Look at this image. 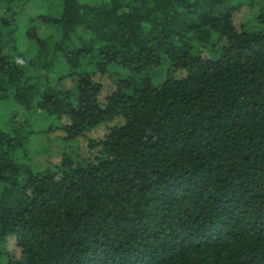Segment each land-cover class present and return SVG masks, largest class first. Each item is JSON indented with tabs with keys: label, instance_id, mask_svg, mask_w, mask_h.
I'll use <instances>...</instances> for the list:
<instances>
[{
	"label": "trees",
	"instance_id": "1",
	"mask_svg": "<svg viewBox=\"0 0 264 264\" xmlns=\"http://www.w3.org/2000/svg\"><path fill=\"white\" fill-rule=\"evenodd\" d=\"M21 1L0 0V264H264V0L252 28L243 0H54L26 23ZM43 124L77 156L27 163Z\"/></svg>",
	"mask_w": 264,
	"mask_h": 264
},
{
	"label": "rangeland",
	"instance_id": "2",
	"mask_svg": "<svg viewBox=\"0 0 264 264\" xmlns=\"http://www.w3.org/2000/svg\"><path fill=\"white\" fill-rule=\"evenodd\" d=\"M95 0H91L93 2ZM243 7L235 13V17L240 19L239 21H249V27H255L257 26L256 23H254L255 15L257 14L258 8L254 7L251 8L248 3V1L243 0ZM246 1V2H245ZM55 3L54 0H37L35 1H21L14 4L16 9L23 8V13H20L19 19L22 23H26V19L30 16H35L40 11L45 12H54L55 11ZM56 33V29L52 27H42L40 29V34L42 37H47L48 35ZM29 45V41L23 37L21 39V48L26 49V47ZM208 54L210 53L213 55V51H206ZM167 64L163 65L161 68L158 69L157 73H155V81L156 83H162L166 78L167 73ZM127 69H122L121 67L117 66H111L110 72L105 75L102 78V82L105 84V86H109L113 83L115 79H118L119 74H125L127 72ZM129 73H126V75ZM17 108V107H15ZM16 121L22 123L25 121V117L23 112H18L16 115ZM46 127L45 124L43 125H36L33 126L34 134L30 136L28 139L26 146L29 151V159L27 160V163H29L34 169L36 170H42L45 169L48 166V162H55L59 160V156L62 153H69L70 155L77 156V153L79 149L83 146L82 142L83 139H78L76 141H72L68 143L67 141H63L61 139H53L48 140L46 135L44 134H38V129H44ZM90 151V150H89ZM83 153L87 155L88 149H83Z\"/></svg>",
	"mask_w": 264,
	"mask_h": 264
}]
</instances>
